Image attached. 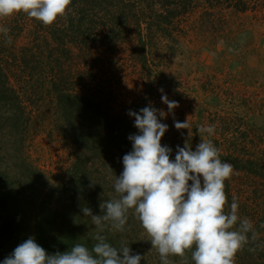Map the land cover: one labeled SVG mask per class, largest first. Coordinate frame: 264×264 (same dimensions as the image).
Instances as JSON below:
<instances>
[{
	"label": "trees",
	"instance_id": "1",
	"mask_svg": "<svg viewBox=\"0 0 264 264\" xmlns=\"http://www.w3.org/2000/svg\"><path fill=\"white\" fill-rule=\"evenodd\" d=\"M186 1L73 0L67 19L49 27L24 14L0 19L12 38L9 44L0 34V264L29 237L50 254L75 243L93 246L96 229L81 209L99 215L101 201L115 196L113 180L138 129L128 115L133 103L117 113L110 107L116 102L105 105L92 83L123 45L144 61V30L172 25L189 10ZM232 1L247 10L245 0ZM135 37L141 39L133 48ZM36 134L60 147L61 164L37 163L30 151ZM132 219L124 233L106 230L108 242L138 244ZM261 245L239 252L240 264H264L256 257Z\"/></svg>",
	"mask_w": 264,
	"mask_h": 264
},
{
	"label": "rangeland",
	"instance_id": "2",
	"mask_svg": "<svg viewBox=\"0 0 264 264\" xmlns=\"http://www.w3.org/2000/svg\"><path fill=\"white\" fill-rule=\"evenodd\" d=\"M186 2L189 10L172 25L144 30L142 39H129L133 48L141 39L147 48L144 61L138 52H126L130 45L121 46L115 56L105 58L92 88L105 105L116 102L110 107L117 113L129 101L136 112L149 105L163 109L167 115L161 122L168 131L162 145L172 148L173 160L186 139L195 150L201 125L214 126V135L205 139L220 150L222 161L234 167V175L225 182L228 200L231 204L236 197L240 216L256 226L258 238L250 244H264V2L245 0L244 12L234 9L232 0ZM164 94L178 102L174 113L162 102ZM188 118L191 138L187 129L177 130L174 123ZM30 147L45 169L61 164L60 147L44 134H36ZM132 221L138 240L129 244L133 253L146 255L144 264H160L139 222ZM238 254L235 264L244 259ZM256 257L264 262V253ZM247 260L242 264H253ZM174 264H180L178 258Z\"/></svg>",
	"mask_w": 264,
	"mask_h": 264
},
{
	"label": "clouds",
	"instance_id": "3",
	"mask_svg": "<svg viewBox=\"0 0 264 264\" xmlns=\"http://www.w3.org/2000/svg\"><path fill=\"white\" fill-rule=\"evenodd\" d=\"M72 3L0 0V19L24 14L49 27L67 19ZM0 34L12 43L7 27L0 25ZM161 100L174 113L178 102L166 94ZM128 115L134 118L138 134L128 137L132 150L123 156V172L113 180L115 196L101 201L99 215L87 206L81 209L96 229L93 246L75 243L66 251L50 254L29 237L2 264H141L146 255L134 254L127 243L113 246L104 234L106 230L124 233L130 216L139 222L160 264H174V258L180 264H235L237 254L255 243L258 233L250 219L240 216L237 198L228 204L225 182L234 175V167L222 161L220 150L205 139L214 135L215 127L201 125L195 150L186 139L183 147L177 146L173 160L172 148L162 145L168 131V125L161 122L165 111L149 105ZM174 123L177 130L187 129L191 138L189 118ZM92 182L90 187L96 183Z\"/></svg>",
	"mask_w": 264,
	"mask_h": 264
}]
</instances>
